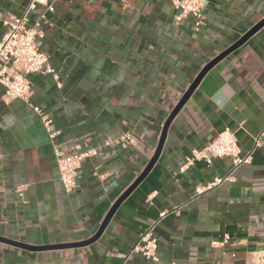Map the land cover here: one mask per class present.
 <instances>
[{
    "label": "crops",
    "instance_id": "obj_1",
    "mask_svg": "<svg viewBox=\"0 0 264 264\" xmlns=\"http://www.w3.org/2000/svg\"><path fill=\"white\" fill-rule=\"evenodd\" d=\"M29 1L0 0L1 19L20 16ZM45 1L53 12L38 4L29 20L46 14L38 46L56 78L30 75L29 102L51 115L60 149L81 145L90 154L66 193L32 106L5 103L0 91V264H247L251 251L264 249V147L231 182L200 195L198 186L230 172L231 158L179 170L225 128L235 131L242 153L264 128V26L202 76L146 176L93 243L74 245L96 235L143 172L198 74L264 19V0H204L198 24L176 21L172 0ZM5 31L0 22V38ZM126 132L135 146L102 145ZM162 211L168 215L154 228L159 261L128 256ZM224 235L230 242L212 248Z\"/></svg>",
    "mask_w": 264,
    "mask_h": 264
},
{
    "label": "built area",
    "instance_id": "obj_2",
    "mask_svg": "<svg viewBox=\"0 0 264 264\" xmlns=\"http://www.w3.org/2000/svg\"><path fill=\"white\" fill-rule=\"evenodd\" d=\"M38 4L44 5L47 13L53 12V6L46 3L45 0H30L20 16L10 15L6 19H1L0 16V22L6 26V31L0 38V91L1 100L5 103L20 100L30 104L32 91L29 76L32 74L52 75L56 78L55 70L49 65L47 55L38 46V39L42 35L41 25L46 20V14L41 15L37 21L30 25L29 16ZM172 7L176 12V21L193 17L198 24L203 19L204 0H172ZM31 106L34 113L39 117L52 146L60 184L66 193H72L77 185L82 161L89 156L90 152L83 151L81 145H74L71 153H65L56 145L58 131L51 115L37 106ZM136 143L133 135L126 132L117 139H106L102 145L104 147L119 146L126 149L135 146ZM262 147H264V128L253 137L252 147L245 153H242L238 145L235 131L225 128L219 131L216 137L202 149L193 150L186 156L179 172L183 173L196 161H203L210 165L214 158H231L232 168L230 172L223 177L214 179L213 182L205 186H198L195 192L200 195L225 182H231L235 170L239 166L249 163L253 153ZM22 188L20 186L16 189L19 196H22ZM166 215H168L167 211L159 213L154 223L140 234L138 241L129 250L128 256L139 254L147 261L154 263L159 261L157 256L158 241L154 234V228ZM229 242L230 237L224 235L221 240L211 241L210 245L212 248L222 249ZM247 264H264V249L251 251L248 255Z\"/></svg>",
    "mask_w": 264,
    "mask_h": 264
},
{
    "label": "water",
    "instance_id": "obj_3",
    "mask_svg": "<svg viewBox=\"0 0 264 264\" xmlns=\"http://www.w3.org/2000/svg\"><path fill=\"white\" fill-rule=\"evenodd\" d=\"M264 26V19H262L259 23H257L254 27H252L247 33H245L238 41H236L232 46H230L228 49H226L225 51H223L220 55H218L217 57H215L212 61H210L205 67L204 69L198 74V76L196 77V79L193 81V83L191 84V86L188 88V90L186 91V93L184 94V96L182 97V99L179 101V103L176 105V107L171 111V113L169 114V116L167 117L164 126H163V130L161 132L160 138H159V142H158V146L156 148V151L153 155V157L151 158V160L149 161L148 165L145 167V169L143 170V172L139 175V177L135 180V182L121 195V197H119V199L115 202V204L113 205V207L111 208V210L109 211L108 215L106 216L105 220L103 221L99 231L96 233V235H94L91 239H88L86 241L80 242V243H76L74 246H85L88 244L93 243L98 236L102 233V230L104 229L105 225L107 224L108 220L110 219V217L112 216L114 210L116 209V207L118 206V204L142 181V179L146 176V174L149 172V170L152 168V166L154 165L156 159L158 158V155L161 151L162 148V144L164 142L165 136H166V132L168 129V126L170 124V122L172 121V119L174 118V116L177 114V112L181 109V107L184 105V103L187 101V99L190 97V95L192 94V92L194 91V89L196 88V86L198 85L200 79L202 78V76L212 67L214 66L217 62H219L221 59H223L225 56H227L228 54H230L233 50L237 49L238 47H240L242 44H244L256 31H258L261 27ZM0 241H6L5 239L0 238ZM10 242V241H7ZM18 246H22L25 248H31V247H26L25 245H20L18 243H14ZM41 248H51V247H41ZM34 249V248H32Z\"/></svg>",
    "mask_w": 264,
    "mask_h": 264
}]
</instances>
